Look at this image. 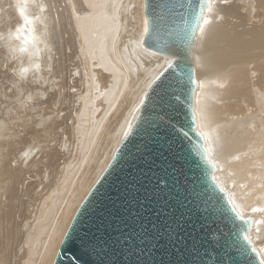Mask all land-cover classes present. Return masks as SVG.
<instances>
[{
	"label": "bare ground",
	"instance_id": "1",
	"mask_svg": "<svg viewBox=\"0 0 264 264\" xmlns=\"http://www.w3.org/2000/svg\"><path fill=\"white\" fill-rule=\"evenodd\" d=\"M146 29L145 0H0V61L15 69L14 91L0 79V264L54 263L175 59L144 44ZM195 62L198 129L235 208L256 216L264 260V0H210Z\"/></svg>",
	"mask_w": 264,
	"mask_h": 264
},
{
	"label": "water",
	"instance_id": "2",
	"mask_svg": "<svg viewBox=\"0 0 264 264\" xmlns=\"http://www.w3.org/2000/svg\"><path fill=\"white\" fill-rule=\"evenodd\" d=\"M209 3L145 0L144 44L175 59L148 87L53 264H264L249 237L256 216L237 211L198 129L195 49Z\"/></svg>",
	"mask_w": 264,
	"mask_h": 264
},
{
	"label": "rangeland",
	"instance_id": "3",
	"mask_svg": "<svg viewBox=\"0 0 264 264\" xmlns=\"http://www.w3.org/2000/svg\"><path fill=\"white\" fill-rule=\"evenodd\" d=\"M55 9H58V10L60 11V10H62V6L59 7V6L57 5V7H55ZM0 63H1V64H0V70H2V68H3V66H4L3 71H0V73H1V75H0V79L2 80L3 78H5L4 81H7V79H8V81L5 82V84H6V83H9V84H8V86H9L8 89L11 88L12 90H10V91H14V90H13L14 86H12V87L10 86L11 83H12V82H11L12 80L9 81V78H7V77H10L15 69H14V70H11V69H13V68H10V66H9V62L3 63V61H0ZM2 63H3V65H2ZM7 63H8V64H7ZM1 65H2V67H1ZM8 66H9V67H8ZM6 67H8V69H5ZM9 68H10V70H11L12 72H11V71L9 72ZM4 69H5V70H4ZM4 71H5V72H4ZM10 73H11V75H10ZM4 74H5L6 76H5ZM2 75H3V76H2ZM7 75H9V76H7ZM4 76H5V77H4ZM2 77H3V78H2ZM6 78H7V79H6ZM1 80H0V81H1ZM13 81H14V80H13ZM10 82H11V83H10ZM1 84H3V81H2V83L0 82V87H1ZM14 85H15V84H14ZM10 93H13V92H10ZM115 151H116V150H115ZM114 153H115V152H114ZM114 153H113V154H114ZM112 156H113V155H112ZM76 210H77V209H76ZM66 230H67V229H66ZM64 234H65V233H64ZM63 236H64V235H63ZM62 239H63V237H62ZM58 248H59V247H58ZM52 264H53V262H52Z\"/></svg>",
	"mask_w": 264,
	"mask_h": 264
},
{
	"label": "snow or ice",
	"instance_id": "4",
	"mask_svg": "<svg viewBox=\"0 0 264 264\" xmlns=\"http://www.w3.org/2000/svg\"><path fill=\"white\" fill-rule=\"evenodd\" d=\"M205 23H207V21H205ZM241 218H242V217H241ZM89 243H91V241H90Z\"/></svg>",
	"mask_w": 264,
	"mask_h": 264
}]
</instances>
